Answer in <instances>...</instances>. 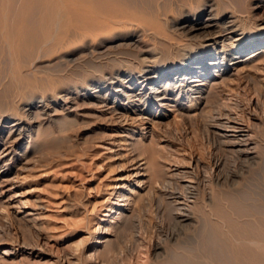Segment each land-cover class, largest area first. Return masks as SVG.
<instances>
[{"label": "rangeland", "instance_id": "1", "mask_svg": "<svg viewBox=\"0 0 264 264\" xmlns=\"http://www.w3.org/2000/svg\"><path fill=\"white\" fill-rule=\"evenodd\" d=\"M203 1L205 0H0V107L16 109L31 98L53 95L67 82H79L83 78L89 79L93 76L100 77L104 71L116 70L119 62L135 63L133 61L134 45L121 46L113 50L100 46L103 38H110L112 34L120 31L119 28H123L117 27L118 25L131 22L134 24L136 21L135 28L140 32L142 28L149 29L147 34L161 31L160 37L166 38L161 41L172 39L174 48L177 46L184 48L186 44L194 45L195 49L199 48L203 38L192 41L185 38L176 39L174 35H170L165 21L180 18L181 12L191 13L197 10ZM253 1L211 0L215 6L227 9V14L236 11L238 16L245 18L243 21H250L245 27L247 34L252 31L257 33L261 19L264 18V14L263 16L255 15L252 11ZM110 23L111 25L114 23V27H111ZM106 25L107 28H105ZM101 28H104L103 31L108 34L103 33ZM135 28L132 30H136ZM146 40L149 44L163 48L162 52H159L162 56L157 58L160 65L164 64V58L175 54V50L169 46L163 47L158 41L149 38ZM164 41L163 43H166ZM233 74L234 76L225 78L226 83H220L218 91L213 94L206 107H204L205 102L194 100L196 94H192L193 97L189 98L185 97V94L179 96L175 93L172 97V102L174 101L172 106L176 107L162 109L166 113L165 118H156L160 108L150 115L151 119L160 123L154 126L156 145L153 154L162 175L158 180L160 182L157 185L155 183L148 195L147 191L143 192L147 195L146 204L143 205L144 207L136 206L134 228L119 235L115 242V250L107 253L108 255L97 263L88 264H212L211 261L214 260L217 263L220 261L218 264H231V262L232 264L245 262V264L248 262L258 264L257 260L259 264H263L257 257L254 260L249 257L250 261L243 256L237 257L240 260L235 258L232 253L235 248L229 251L231 246H225L224 248L229 249L227 251L223 248L224 253L218 252L221 255H216L215 252H212L214 257L213 254L207 255L211 252L207 250L210 233L218 234L219 228L223 226V223L225 224L223 220L236 219L238 213L242 216L250 213L247 214L248 218L242 217L243 219L239 220L241 224L237 230L241 229L238 234L242 236L252 234L255 226L260 223L258 221H264V131L261 129L255 131L262 144V149H259V165H247L236 155L227 152L225 146L218 145L220 142L214 138L209 128L211 116L218 114V111L220 113L227 110L234 111L233 113L241 120L249 122L252 110H248L247 107L253 95L256 96L250 91L253 88L252 81L255 78L264 79V56L259 55L249 59L248 62L242 60L235 65ZM263 92L264 89H262L264 95ZM178 97L184 100L176 103ZM143 100L142 110L149 102L146 98ZM263 101L264 96L262 103ZM258 110L256 111L258 113L254 112V114L260 115L258 119L261 120L256 122L259 125L264 122V109ZM130 117L136 116L130 114ZM86 121L68 132L71 139L67 142L57 141L60 136L58 129H55L52 135L58 139L46 136L44 146L37 154L38 156L35 155V161L30 165V170L3 188L5 194L0 197V243L2 245L0 255L4 251L10 252V257L6 258L9 262L15 258L21 261L23 254L25 252L29 254L31 246L37 243V233L17 223L14 219L15 210L6 208L8 199L14 198L12 196L22 200L24 204H29L27 209H19L21 212L30 211L31 205L39 201L38 205L43 206H41L42 209L37 206L36 210L42 218L43 230L40 233L48 237L51 244L57 242L62 245L60 247L63 248L61 252L64 253H62L64 264H69V261L72 264H79L77 258L72 256L75 249H69L67 246L69 243L93 238L96 227L92 219L103 215L104 203L108 195L116 188V180L130 175L137 167L132 165L133 155L128 152L130 148H124L127 150L123 151L125 160L117 154L118 148L111 149V146H102L97 142L103 135L113 134L119 137L117 139L122 140L124 133L113 132L122 130L116 122L108 121V119ZM129 122L126 123V127L134 129L137 137L144 134V142L149 144L151 136L147 135V129L151 125L149 123L140 125L139 122L133 123L130 120ZM142 127L144 130H141ZM197 158L202 161L201 174L210 180L216 175L213 171V163L219 159L225 162L222 175L220 174L223 178L231 173L238 176L232 179L234 182L230 180L224 183L222 180L223 184L221 182L218 186L215 185L216 187L204 185L199 192L197 205L192 206L193 200L189 201L190 206L193 207L196 222L194 221L188 227H178L175 220L176 213H174L176 211L173 207L187 203L183 200L176 201L177 196L183 195L180 182L182 180L171 178L168 168L171 166L172 168L193 167L194 159ZM143 162L144 160L140 164ZM127 182H133V180L128 179ZM209 192L214 194L213 202L205 198ZM229 195L236 199L229 203L226 197ZM229 204L232 206L230 207ZM233 209L235 212L239 209V212L235 213ZM220 216L223 217L222 220ZM235 219L232 221L229 219V221L233 224ZM225 221H227L226 226L232 225L228 220ZM210 224H213L216 229L211 228ZM244 227H246L245 230ZM217 228L218 231L213 232ZM249 229L251 232H248ZM256 231L259 230L256 229ZM174 232L177 234V240H168ZM222 237L219 234L217 238H220V243L224 241V244L221 243L224 246L227 243L225 240L227 237L226 235ZM158 241L163 244L164 252H155L154 245ZM64 250H68V253ZM175 253L182 258L189 255L191 262L179 261ZM65 254L67 257L70 255L68 261L65 260ZM23 262L28 264L26 261ZM0 264L7 263L0 259Z\"/></svg>", "mask_w": 264, "mask_h": 264}, {"label": "bare ground", "instance_id": "2", "mask_svg": "<svg viewBox=\"0 0 264 264\" xmlns=\"http://www.w3.org/2000/svg\"><path fill=\"white\" fill-rule=\"evenodd\" d=\"M213 3L211 0H205L199 5L200 7L197 10L191 13L181 12L179 13L180 18H173L169 21H165L170 35H174L176 39L185 38L192 41L194 39L203 38L197 49H195V46L192 44L189 46L186 44L184 48H179V46L174 48L175 44H172V39L169 40L170 42L163 40L166 42L163 43L161 39L166 38L160 37V34H162L161 31H159L161 32L160 34L158 31L147 34L149 29L142 28L143 30L140 32L135 28L136 21L134 24L131 22L118 25L117 27L122 26L124 30L123 28H119L120 31L116 29L118 32L112 34L110 38H103L100 46L108 50H113V48L117 49L121 46L127 47L134 45L133 61H135V63L133 62L131 64V62L128 63L123 60L124 62L118 63L119 66H117L118 68L116 70L111 72L104 71L100 77L93 76L91 78L87 77L89 79L83 78V80L79 82H67L58 88L53 95L36 99L31 98L16 109L4 108L3 106L0 107V197L5 194L3 188L6 184H10L15 178L17 179L30 170V165L35 161V155H37L44 146V138L54 135L55 129H58L57 131L60 133L59 140L57 141L63 143L71 139L68 132L72 131L74 127L79 126L84 121L88 119H92L93 121H106V119H108V121L112 120L116 122L122 129L113 132H122L125 134V136H122V140L117 139L119 137L114 134L108 136L103 135L97 140L102 146L109 145L111 149L118 148L117 154L121 159L124 158L123 151H127L124 148H130L128 152H131L133 155V159L131 160L133 162L132 165L137 167L134 168V171L130 175L116 180V188H114V190L112 189L113 193L108 195L104 203L105 211L103 215L92 219L95 221L94 226L96 227L92 236L93 238L89 240H78L79 242L69 243L67 246L69 249H75L74 252H72L73 255L70 253L71 250L69 253L77 258L79 264L97 263L98 260L103 257L105 258L106 255H108L107 253H111L110 251L113 252L115 250V242L119 235L132 227L134 228L136 222L135 208L137 209L138 205L143 206L146 204V196L153 190L155 183L157 185L160 182H158V180L162 175L160 174L158 163L153 155L156 145L154 135L156 129H154V126L160 123L151 119L150 115L160 108L161 111L159 110V113H157V115L155 114L156 118H165L166 113H164L162 109L176 107L174 105L172 106V103H174V101L172 102V97L175 93H178L179 96L185 94V97L189 98L193 97L192 94H196L194 100L205 102L206 104L204 107H206L213 94L218 91L220 83L225 82L226 77L228 79V77L234 76L233 70L237 63L242 60L248 62L249 59H253L259 55L264 56V18H259L261 22L257 33L252 31L247 34L245 27L250 21H243L245 18L238 16L236 11L227 14V9L219 8ZM190 6L191 5H189V8H191ZM252 6V11L255 15L263 16L264 0H254ZM214 7L217 9L215 10ZM231 9H233V7ZM164 16L166 17V14ZM114 23L113 25L110 23L111 27H114ZM141 26L143 27L144 25ZM107 27L106 25L105 28ZM132 28L136 30H132ZM112 29H110V31ZM101 30L103 31L105 29L101 28ZM103 33L107 32L103 31ZM103 35L105 36V34ZM146 38L158 41L163 47L169 46V48H173L175 54L172 53V56L164 58V64L160 65L157 58L160 55L162 56V53L159 52L163 48L158 45L149 44ZM88 45L90 47V44ZM252 82L253 88H251L250 91L256 96L253 95L247 107L248 110H252V114L249 112L251 114L250 120L248 119L249 122L246 123L244 120H241V118L233 113L234 111L231 112L227 110L223 112L221 110L222 113L218 111V114L211 116L209 128L214 138L220 142L218 145L225 146L227 152L229 151L236 155L244 164L259 165V151L262 149V144L260 142L261 139L259 140L255 131L256 129L264 131V122L259 125L256 123L261 120L258 119L260 115H256L258 113H256V111L258 109L260 110V108L264 109V101L262 103L264 96L262 94L264 79L255 78ZM144 98L148 99L149 102L142 110L141 103L144 101ZM183 100L184 98L180 99L178 97L176 103ZM240 107L239 105V110H241ZM189 112H191V110ZM254 112L256 114H254ZM130 114L136 117L131 118ZM129 120L133 123L139 122L140 125H145V123L151 125V127L147 129V135L151 136L149 144L144 142V134H141V137H137V132L134 129L126 127V123H128ZM141 130H144V128L142 127ZM142 160H144V162L140 164ZM224 166L225 162L223 160L219 159L214 161L213 171H215L216 175L215 178L211 180L210 178L208 179L207 176L201 174L200 168L202 167V161L199 158L194 159L193 167L180 168L175 166L172 168L171 166L168 168V174L171 178L182 180L180 182L183 195L177 196L176 201L183 200L187 203H185L186 205L181 203L179 206L173 207L176 211L174 213H176L175 220L178 227H188L191 226L194 221L196 222L192 206L197 205L200 195L199 192L204 185L208 186L209 184L216 187L222 180L226 183L238 176L235 173H231L223 178L221 172ZM128 179L133 180V182H127ZM144 191H147V195L143 194ZM213 195L209 192L206 194L205 198L213 202ZM231 195L233 196V194ZM231 195L226 196L229 203L235 198L231 197ZM12 197L14 198L8 199L7 207H5L15 210L14 219L17 223L23 224L25 227H29V229L31 228L30 230L37 233V243L35 246H31L29 254L26 252L23 254V259H21V261L15 258L12 262H9L6 258L8 256L10 257L11 254L7 251L1 253L0 259L7 264H22L24 263L23 261H26L28 264H64V256H62L63 252H61L63 248L61 249L60 247L62 245H59L57 242L51 244L49 238L44 237L40 233L43 230L42 218L37 214L36 210L37 206H40V209H42L43 206L38 205L39 201L37 200V202H34V205H31L30 211L21 212L19 209L26 208L29 204H24V202L18 200L16 196ZM190 200H193V202H191L192 206L189 204ZM229 205L230 207L232 206L231 204ZM237 210L239 212V209ZM239 214L241 213L237 215L234 214L237 218H232L235 219L233 224L229 221V219L232 221L231 218L225 219L232 224H229V227L225 225L227 221L223 220L225 224L223 223L222 229L219 228L220 231H218V228L215 230L216 228L213 227V224H210L212 226L211 228H215L213 232L218 231V234H211L210 232L212 229L209 232V248H206L211 252H208L207 255L213 254L212 256L214 257V253L212 252H215L216 255L218 252L224 253L223 248L225 246H231L232 248L228 249L230 251L235 248V250L233 249L234 252H232L235 258L243 256L248 258L249 261L251 258H253L252 260L258 258L260 262L264 264V221H258L260 222L259 225L255 224L257 225L255 226L256 228H254L255 231L253 227H251V229H253L252 234L248 233L242 236L238 234L241 229L237 230L241 224L239 220L242 217L248 218L249 216H247L248 213L245 216ZM222 219L223 217H221V220ZM244 223L246 225V222ZM249 225L251 226L253 224ZM245 228L246 227L243 229L245 230ZM251 229H249L248 232H251ZM256 229L259 231H256ZM219 234L223 237L226 235L227 237L225 239L227 243H225L224 246L223 237L221 238L223 241L221 243L223 244L219 242L220 238H217ZM216 235L218 236L216 237ZM168 240H177L176 232L172 233L168 237ZM1 247L2 245L0 243V248ZM224 249L228 251L227 248ZM103 250H105V252H103ZM154 250L155 252H164L165 248L163 244L158 241L154 245ZM65 252L68 253V250ZM220 253L218 255H221ZM204 254H206V252ZM175 256H177L176 253ZM187 256L189 257V255ZM68 257L65 254L66 261L69 260ZM188 257L182 258L181 256H177L179 261H189L190 263L191 258ZM237 259L240 260V258ZM209 260L211 261V258ZM211 262L212 264L213 262H216L214 264L220 263V261L217 263L215 260ZM257 262L259 264L258 260ZM69 264L72 263L69 261ZM247 264L250 263L248 262Z\"/></svg>", "mask_w": 264, "mask_h": 264}]
</instances>
